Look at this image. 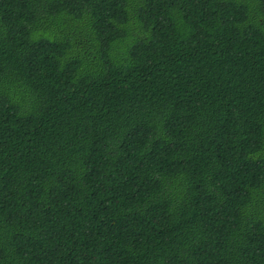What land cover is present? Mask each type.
Returning <instances> with one entry per match:
<instances>
[{
	"label": "trees",
	"instance_id": "16d2710c",
	"mask_svg": "<svg viewBox=\"0 0 264 264\" xmlns=\"http://www.w3.org/2000/svg\"><path fill=\"white\" fill-rule=\"evenodd\" d=\"M0 264H264V0H0Z\"/></svg>",
	"mask_w": 264,
	"mask_h": 264
}]
</instances>
